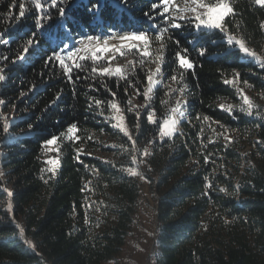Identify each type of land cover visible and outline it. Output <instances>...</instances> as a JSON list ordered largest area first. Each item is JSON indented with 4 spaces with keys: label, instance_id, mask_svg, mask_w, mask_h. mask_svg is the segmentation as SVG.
Masks as SVG:
<instances>
[{
    "label": "trees",
    "instance_id": "1",
    "mask_svg": "<svg viewBox=\"0 0 264 264\" xmlns=\"http://www.w3.org/2000/svg\"><path fill=\"white\" fill-rule=\"evenodd\" d=\"M42 2L47 4V0ZM158 2L128 0L124 5L120 0H68L65 7L74 31L67 40L75 46L74 41L88 34L107 37L110 29L153 33L155 25H162L163 21L160 17L153 20L144 13H151L152 5ZM21 3L28 10L17 21ZM93 3L101 5L98 13L88 11ZM232 3L235 16L225 21L229 31L245 38L250 48L264 56L261 27L264 8L255 5L254 0H232ZM12 4L16 7L11 8ZM49 11L52 14L48 22L49 41L58 42L63 32L57 26L56 9ZM37 16L30 0H0V32L10 40L9 45H0V57L9 58V61L0 60L8 77L0 82V99L5 100L0 116L6 117L11 125L5 134L4 121L0 119V173L3 174L0 176V264L114 261L122 254L139 221L143 182L156 201L155 264H264V67L245 57L235 45H228L223 33L197 31L188 23L181 29H172L173 40L168 41L165 50L162 77L165 83L157 88L150 108L162 123L169 109L175 106L177 94L165 95L171 83L168 78L178 74L176 52L188 49L196 67L184 73L183 83L187 88L180 98H186L188 103L182 131L172 139L160 140L157 127L147 123L144 116L148 109H141L140 129L134 135L137 147L148 146L151 155L140 165L147 179L131 177L121 168L133 166L131 156L139 159V153L132 152L127 138L95 108H89L90 97L105 101L111 98L105 84L117 92L124 106L128 98L124 94L127 86L124 81L74 70L75 83H70L55 64L45 66L43 57L50 47L43 38L40 51L30 50L24 61L10 62L20 50L22 38L33 31L38 36L43 33V29L36 27ZM152 47L158 45L154 43ZM201 48L206 49L204 55L199 54ZM235 72L240 74L239 86L257 106L252 115L238 110L230 114L218 107L220 103H242L237 90L223 83ZM144 75L145 71L137 66L136 74L130 79L142 82ZM32 85L34 90H30ZM21 92L27 95L21 96ZM129 95L134 96L131 89ZM165 99L167 105L161 103ZM143 102L142 96L133 99V104ZM196 116L210 117L208 123L217 132L227 129L232 143L214 135L208 123ZM134 119L128 114L130 128ZM74 122L81 129L82 139L78 144L59 141L61 166L50 177L41 171L46 167L42 144ZM88 136L92 139L88 140ZM150 140L155 142L149 145ZM121 144L128 151L121 150ZM77 148H83L80 155L83 163L76 160ZM89 180L93 190L82 191ZM209 183L213 185L211 189ZM221 188L227 191H219ZM4 189L13 195L9 197ZM93 202H98L94 208L99 211L87 207ZM9 203L11 211L7 207ZM26 236L35 245V252L25 243Z\"/></svg>",
    "mask_w": 264,
    "mask_h": 264
},
{
    "label": "snow or ice",
    "instance_id": "2",
    "mask_svg": "<svg viewBox=\"0 0 264 264\" xmlns=\"http://www.w3.org/2000/svg\"><path fill=\"white\" fill-rule=\"evenodd\" d=\"M121 4L126 5L128 0H120ZM68 0H47V4L43 3L42 0H30V4L37 10L38 16L36 20L37 29H43V33L38 36L37 31H33L26 37L22 38V43L19 45V51L11 59L12 64H16L19 61H24L25 57L30 54V50L38 52L42 49L40 40L43 38L46 42H49L50 50L46 52L43 57L45 66L55 64L59 69L62 70L66 79L70 83H75L73 80L74 70L85 71L87 70L91 76L99 78L115 79L117 81H124L127 85L124 88V94L126 101L124 106L121 105V101L117 98V92L111 88L104 87L107 89L110 99L107 101L90 97L89 108H95L98 114L104 117L105 120L111 123V126L118 130L127 141L130 142L132 152L139 153V159L136 155L131 156V164L133 166L122 167L121 170L125 171L127 175L131 177H140L141 179H147L143 172L140 171V165L145 164L147 157L151 155L148 146L141 148L137 147V138L134 135L139 132L140 124L138 121L141 118V109H148L144 113L147 123L157 127L158 138L160 140L172 139L175 137L179 130L181 120L185 118V106L188 101L186 98L181 99L184 96L187 85L183 83L184 73L188 71H194L196 64L188 55V49L184 48L175 54V73L172 74L168 79L171 83L168 84V90L165 93L167 97H172L173 93L177 94L175 100V106L171 107L167 113L166 118H163L162 123L157 118L156 111L150 108V104L153 100V96L159 86L164 82L163 77V66L165 64V50L167 48L168 41L173 40L170 35L172 29H181L185 26V23L191 24L195 30H214L225 35L228 45H235L243 54L252 59L256 60L261 67H264V56L259 55L254 49L250 48L245 38L237 36L233 32L229 31L228 25L225 23L228 17L235 16V8L232 0H159L158 3L152 5L151 13L145 12V16H149L155 20L156 17H160L163 24L155 25V32L149 33L145 31H132V32H117L114 29L109 30L107 37L101 35L89 34L86 37H82L74 41L75 46L69 43L67 36L70 35L74 29L68 22V14L65 5ZM255 5L264 8V0H254ZM15 4L11 5V8H15ZM101 5L99 3H93L88 11L99 12ZM49 8L56 9L58 16V28L63 32V38L57 41H49V21L52 20V14ZM28 9L24 3L19 5L17 21L19 18H23ZM154 14V15H153ZM9 19L12 18V12L8 13ZM237 27H239L237 25ZM264 28V24H261ZM157 44L158 47L155 49L152 47L153 44ZM175 43L179 46L178 40ZM10 40L4 37V33L0 32V45H9ZM206 49L201 48L199 50L200 55H204ZM118 58L126 60V64L121 65L118 62ZM2 61H9L7 56L0 57ZM85 62H88L87 64ZM114 62H116L114 64ZM149 65H155L150 67ZM139 66L145 71L144 80L133 82L130 77L136 74V68ZM6 66H0V82L6 81L8 78L5 72ZM80 77H78L79 79ZM223 83L231 85L237 90L240 95L242 103L240 105H234L230 103H220L219 109L224 112L233 113L234 110L246 112L248 115H252L256 109V105L248 97L244 89L240 87V74L235 72L231 78H225ZM247 84V82H244ZM173 84H179L180 87H173ZM119 87V85H117ZM250 87V85H249ZM35 85H32L30 90H34ZM129 89H131L133 95H129ZM21 96L27 95V93L21 92ZM142 96L144 99L143 104H133L135 97ZM60 98L57 95L56 99ZM162 104L167 105L168 100H162ZM5 105V100L0 99V110ZM105 106L108 112L105 113ZM128 114L134 116L132 127H129ZM196 119H202L205 123L211 121L210 117L196 116ZM4 122L2 124V131L7 134L10 130V123L6 117L0 116ZM215 123L219 124V121ZM208 127L212 133L218 137H222L227 143H232L231 136L227 134V129L222 132H217L216 129L211 128V124L208 123ZM223 128V125H220ZM31 128V125H29ZM81 129L77 123H71L68 125L64 132L57 136H53L45 140L42 144L43 164L46 166L41 169L43 173H48L51 176L57 174L58 169L61 166L60 152L61 139L79 143L82 137L79 135ZM200 138L203 139V129H201ZM88 140L92 139V136L87 137ZM154 140L148 141V144L154 143ZM214 142V141H212ZM112 147H117L112 145ZM123 151H128V147L125 144L119 145ZM77 155L76 160L79 163H83L80 159V155L83 153V148L76 149ZM55 153V155H49ZM206 162L208 157H205ZM105 163H112L111 161H104ZM115 166V165H113ZM3 174L0 173V176ZM43 179V176L41 177ZM47 183V180H45ZM92 181L89 180L82 191H92L89 186ZM213 185L208 184V188L211 189ZM9 197L13 193L7 189H4ZM221 192H226L224 188L219 189ZM98 202L89 203L87 207L99 211V208H94V204ZM8 210H12L11 203L8 204ZM226 223L229 221L225 220ZM19 227V225H17ZM24 230L20 228V234L23 235ZM28 247L35 251V245L31 241H25Z\"/></svg>",
    "mask_w": 264,
    "mask_h": 264
},
{
    "label": "rangeland",
    "instance_id": "3",
    "mask_svg": "<svg viewBox=\"0 0 264 264\" xmlns=\"http://www.w3.org/2000/svg\"><path fill=\"white\" fill-rule=\"evenodd\" d=\"M177 3H180V0H177ZM245 57H247L249 60L250 59L254 60L246 55ZM118 62L121 65L126 64V60L123 58H118ZM115 63L116 62H114V64ZM149 66L153 68L155 67V65H149ZM182 121L183 120H181V122ZM181 122L179 125L178 132L182 131ZM138 216H139V221L136 224L137 225L135 227L136 229L133 235L128 239L122 254L117 258H115L114 261L109 262L107 264H155V256L157 255V251H156L157 208H156V201L153 199L152 195L150 194V188L145 182H143L141 188V207ZM14 221L16 222V224H19L16 219H14ZM25 239L26 241H30V239L27 236L25 237ZM30 249L34 251L32 248Z\"/></svg>",
    "mask_w": 264,
    "mask_h": 264
},
{
    "label": "bare ground",
    "instance_id": "4",
    "mask_svg": "<svg viewBox=\"0 0 264 264\" xmlns=\"http://www.w3.org/2000/svg\"><path fill=\"white\" fill-rule=\"evenodd\" d=\"M119 32H120V31H119ZM88 35H89V34H88ZM86 36H87V35H86ZM86 36H85V37H86Z\"/></svg>",
    "mask_w": 264,
    "mask_h": 264
}]
</instances>
